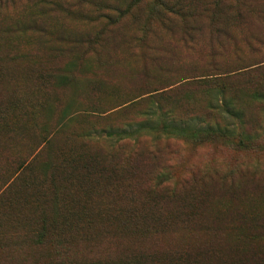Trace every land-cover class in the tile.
Returning <instances> with one entry per match:
<instances>
[{
    "label": "trees",
    "instance_id": "trees-1",
    "mask_svg": "<svg viewBox=\"0 0 264 264\" xmlns=\"http://www.w3.org/2000/svg\"><path fill=\"white\" fill-rule=\"evenodd\" d=\"M18 1L21 0H0V7ZM22 7L17 18L5 22L0 31L51 33L48 17L57 10L76 13L82 20L97 23L98 28L93 33L60 32L59 40L65 44L56 46V51L40 42L38 45L47 48L52 56V52H63L66 47L67 51L93 49L99 56L110 58L105 71L116 75L109 79L113 82L111 85L119 83V73H122L121 68H116L118 60L111 59V49L117 47L110 48L111 39L119 32L121 22L130 19L133 32L127 44L131 56L140 61V68L130 67L126 80L133 81L140 74L143 84L136 92L133 88L125 96L117 93L109 113L124 112L126 116L94 128L95 133L117 138L116 143L124 139L139 142L143 137L157 140L162 133L167 138L182 139L196 146L232 145L264 152V32L252 27L264 29V8L255 5L254 0H23ZM159 28L164 30L163 34ZM17 45L12 40L3 44V48L12 53L6 54L8 62H15L18 56L28 61L40 56V48L21 53ZM181 48L197 55L182 56ZM47 69L45 66L38 69L39 86L55 83L46 73ZM2 70L0 53V72ZM0 100V134L8 136L7 128L13 129L14 134L24 131L28 124L22 121V114L16 108H21V102L30 104L32 99L26 97L22 101L13 96ZM41 100H46L45 93L37 99ZM254 106L261 109L259 119L254 118ZM224 112L234 120L233 130L225 129L228 125L222 120ZM10 113L11 119L6 120L5 116ZM194 120L208 125H184ZM245 131L253 136L245 137ZM90 132L86 130L79 136L89 137ZM11 144H1L0 158ZM139 150L144 159L156 163L157 167L165 165L166 158L157 145L150 150L146 146ZM74 161L80 162L77 176L82 179L119 172L112 153L99 156L85 151ZM108 163L112 167L107 170ZM134 175L127 191L122 187L115 191L113 187L106 196L64 202V212H69L71 218L63 217L59 222L50 223L44 219L43 228L33 233L41 235L47 233V229L56 233L62 238L61 251H65L73 245L71 234L81 232L90 236L93 228L115 240H110L112 242L127 240V255L123 257L126 263L123 264H264V206L260 204L264 191L257 190L259 185L264 187V172L257 164L240 165L216 176L211 172L197 175L193 172L191 177L182 176L173 183L167 181L170 174L160 172L147 188L142 184L143 172ZM255 193H261L262 198H245L244 207L238 205L242 194ZM99 214H105V223L101 228L92 227L94 216ZM196 217L201 218L195 225L204 231L207 226L201 219L212 220L204 219L212 230L207 232L205 242L201 236L190 237V250L166 253L152 250L151 247H171L167 228L170 224H191ZM223 229L231 231L235 250L217 244L216 240L226 238L222 237ZM156 231L163 234V242L153 237ZM204 245L215 248L204 249Z\"/></svg>",
    "mask_w": 264,
    "mask_h": 264
},
{
    "label": "rangeland",
    "instance_id": "rangeland-1",
    "mask_svg": "<svg viewBox=\"0 0 264 264\" xmlns=\"http://www.w3.org/2000/svg\"><path fill=\"white\" fill-rule=\"evenodd\" d=\"M22 3L23 0L15 4L1 5L0 30L5 22H13V18H17L23 8ZM254 4L264 8V0H254ZM48 24L51 26V33L40 34L36 30L17 33L0 31V53L3 62V70L0 72V98L15 96L23 101L24 98L30 97L33 101L28 105L21 102V108H16V111L22 114V121L28 124L26 129L16 135L13 129L7 128L8 136L0 134V147L2 143L5 146L12 143L0 158V264L126 263L123 257L127 255L125 253L127 240L123 243L112 242L115 240L94 231L93 228L90 236L81 232L71 234L74 238L73 245L65 251H61L62 238L55 235L56 233L48 229L46 231L48 234L36 235L33 232L43 228L44 219L50 223L53 220L59 222L63 217L71 218L69 212H64L62 205L64 202L72 203L80 197L106 196L113 187L115 191L120 187L127 191L129 183L134 180L135 172H143L142 184L146 188L152 183L153 177L155 181V174L160 172L170 174L167 181L172 183L182 176L191 177L193 172L195 175L198 172H211L216 176L234 170L240 165L252 167L257 164L264 172V155H260L264 152L240 149L232 145L196 146L182 139L167 138L162 133L157 140L143 137L139 142L124 139L116 143L114 141L117 138L95 133L94 128L126 116L124 112L109 113L117 100V93L125 96L133 88L136 92L143 84L140 74L133 81L126 80L130 67L138 70L140 68V61L131 56L127 44L133 32V25L130 19L126 18L121 22L119 32L111 39L110 48L117 45L111 49V59H117L116 68L122 70V73H119L121 75V78H118L119 83L111 85L113 82L109 79L116 75L105 71L107 60L110 58L99 56L93 49L77 51L73 48L72 51H67L66 47L63 52H52L54 54L52 56L49 55L47 48L42 49L41 45H38L40 42L56 51V46L65 44L59 40L60 32L93 33L98 28L97 23L82 20L76 13L57 10L48 17ZM252 27L264 32L261 26ZM159 29L163 34L164 30ZM11 40L18 44L16 48H19L21 53L40 48V56L31 59L32 61L18 56L15 62H8L6 54L10 56L12 53L5 50L3 44ZM241 46L245 47L244 44ZM179 53L190 57L197 55L188 53L183 48ZM42 54L43 57L40 58ZM41 60L43 62H40ZM42 66L48 68L46 73L52 77L54 85L47 87L38 85L37 73ZM30 69L32 72H29ZM125 69L128 71L125 72ZM62 75H65L63 81ZM99 86L100 89L96 90ZM39 90L42 92H38ZM43 93L46 100L37 101ZM253 115L255 119L261 116V109L258 106H254ZM11 116L12 113L6 115L5 119L9 120ZM222 120L228 125L225 129H234V120L227 112H224ZM184 125L207 127L208 124L194 120ZM86 130L91 132L89 137L83 136L84 139L79 135ZM244 136L252 137L253 134L245 131ZM156 145L161 155L166 158L165 165L161 168L140 155V147L146 146L150 150ZM85 151L90 154L96 152L99 156L112 153L119 172L114 175L110 171L85 179L77 176L80 172V162L74 160L79 153ZM111 165L108 163L110 167L107 170L112 167ZM197 185L199 186V181ZM257 190L264 191V187L259 185ZM245 198L260 199L262 196L261 193L246 196L242 194L239 201L237 200L241 208L244 207ZM106 201L107 199L104 202ZM260 204L264 206V200H260ZM199 218L201 217L193 218L191 224L175 222L170 224L167 228L171 247H151L152 250H160L163 253L190 250L192 247V244L188 243L190 237L201 236L205 242L207 232L212 231L208 223L212 220L201 219V223L207 226V230L204 231L195 225ZM105 220V214L95 215L92 227L101 228ZM230 232L223 229L222 237L226 238L216 242L221 247L235 250L236 246ZM156 233L157 235L152 234L155 240L163 242V234L157 231ZM214 248L212 245H204V249ZM238 250H241V247Z\"/></svg>",
    "mask_w": 264,
    "mask_h": 264
}]
</instances>
